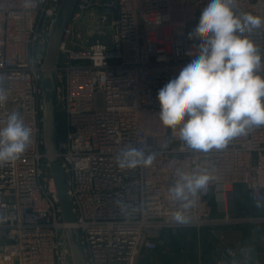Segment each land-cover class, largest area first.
Here are the masks:
<instances>
[{
  "label": "built area",
  "instance_id": "built-area-1",
  "mask_svg": "<svg viewBox=\"0 0 264 264\" xmlns=\"http://www.w3.org/2000/svg\"><path fill=\"white\" fill-rule=\"evenodd\" d=\"M61 2L0 0V90L7 95L0 126L19 111L32 130L22 157L0 165V264H73L69 228L80 232L86 264H136L141 251L158 249L164 230L233 223L237 185L264 202V126L205 152L188 148L159 118L158 91L194 58L199 41L188 34L209 0H77L56 67L64 128L57 149L75 217L66 223L42 118L44 61ZM233 11L264 17V0H236ZM91 30L105 31L108 44L88 46ZM243 35L261 53L260 73L264 26ZM129 149L153 155L152 164L119 167ZM185 172L211 177L187 209L169 192ZM213 195L223 204L221 218ZM177 211L187 224L173 219ZM224 253L236 256L230 248Z\"/></svg>",
  "mask_w": 264,
  "mask_h": 264
},
{
  "label": "clouds",
  "instance_id": "clouds-1",
  "mask_svg": "<svg viewBox=\"0 0 264 264\" xmlns=\"http://www.w3.org/2000/svg\"><path fill=\"white\" fill-rule=\"evenodd\" d=\"M236 0H209L197 26L188 34L199 41L186 55L194 58L179 75L158 91L159 118L188 148L208 151L224 148L228 141L246 135L252 127L264 126V76L259 74L261 53L245 32L264 26V17L233 11ZM7 95L0 90V105ZM32 142V130L19 111H13L0 126V165L19 160ZM117 158L121 168L150 166L153 155L145 157L129 149ZM206 173H180L169 189L184 209L208 187ZM173 219L187 224L189 217L177 211Z\"/></svg>",
  "mask_w": 264,
  "mask_h": 264
},
{
  "label": "crops",
  "instance_id": "crops-1",
  "mask_svg": "<svg viewBox=\"0 0 264 264\" xmlns=\"http://www.w3.org/2000/svg\"><path fill=\"white\" fill-rule=\"evenodd\" d=\"M237 188L236 186L234 189V196ZM215 200V203L221 202V200ZM213 212L216 218L223 217L222 209L216 211L213 207ZM235 212L234 205V211L230 213V216ZM258 215L264 217V208L257 210L251 205L231 224L219 225L213 229L210 227L184 230L174 239L179 243L170 245L165 264H218L220 261L223 264L264 262V218L258 220L256 219ZM173 237L175 236H172L169 241ZM226 248L235 251L236 256L225 255Z\"/></svg>",
  "mask_w": 264,
  "mask_h": 264
},
{
  "label": "water",
  "instance_id": "water-1",
  "mask_svg": "<svg viewBox=\"0 0 264 264\" xmlns=\"http://www.w3.org/2000/svg\"><path fill=\"white\" fill-rule=\"evenodd\" d=\"M76 2L77 0H62L60 4L46 51L42 76L44 149L48 155V163L54 179L63 218L68 224L74 223L75 217L67 194L65 176L61 168L57 149L56 67L60 60V43L73 14ZM96 40H100L103 44H108L110 36L103 30H91L86 44L88 46L92 45ZM66 233L73 264H86L80 232L75 228H69Z\"/></svg>",
  "mask_w": 264,
  "mask_h": 264
},
{
  "label": "rangeland",
  "instance_id": "rangeland-1",
  "mask_svg": "<svg viewBox=\"0 0 264 264\" xmlns=\"http://www.w3.org/2000/svg\"><path fill=\"white\" fill-rule=\"evenodd\" d=\"M261 76H264V69L262 72L259 73ZM237 190L235 191V207L236 212L234 214H231L230 219L234 220L237 219V217H241L244 210L251 206L257 210H261L264 208V202L262 203H253L251 201V194L247 190V188L244 185H237ZM216 198L212 197L213 201V207L215 210L222 209L223 214V204L222 202H216ZM219 200V199H218ZM215 203V204H214ZM260 214V212L258 213ZM263 216L258 215L256 219L263 220ZM184 230L188 229H175V230H164L160 233L159 236V247L156 251H141L136 258V264H165V259L168 257L167 253L170 248L171 244H178L179 242L174 241L177 237H179L180 233H183ZM190 230V229H189ZM172 236H175L172 238L171 241L170 238Z\"/></svg>",
  "mask_w": 264,
  "mask_h": 264
},
{
  "label": "trees",
  "instance_id": "trees-1",
  "mask_svg": "<svg viewBox=\"0 0 264 264\" xmlns=\"http://www.w3.org/2000/svg\"><path fill=\"white\" fill-rule=\"evenodd\" d=\"M57 124H58L57 143H59V141L62 138L63 132H64L63 124H62V121H61L59 115H57Z\"/></svg>",
  "mask_w": 264,
  "mask_h": 264
}]
</instances>
